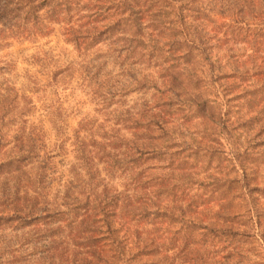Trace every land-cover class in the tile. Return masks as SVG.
<instances>
[{
    "label": "trees",
    "instance_id": "16d2710c",
    "mask_svg": "<svg viewBox=\"0 0 264 264\" xmlns=\"http://www.w3.org/2000/svg\"><path fill=\"white\" fill-rule=\"evenodd\" d=\"M54 25L63 26L105 119L75 131L74 163L60 175L43 129L30 122L33 98L16 89L13 65L0 59V264H264L259 209L224 214V228L203 227L190 204H147L138 195L148 163L211 160V147L197 148L179 121L228 128L226 113L215 110L258 93L255 115L264 120V0H0V51L10 40L45 38ZM248 32L259 34L258 64L252 55L238 64L220 48L226 37L246 42ZM50 61L42 65L49 83L74 74L73 62ZM130 95L142 103L123 107L118 99ZM115 171L133 194L106 183ZM151 216L164 229L144 237L140 225Z\"/></svg>",
    "mask_w": 264,
    "mask_h": 264
},
{
    "label": "rangeland",
    "instance_id": "374dc122",
    "mask_svg": "<svg viewBox=\"0 0 264 264\" xmlns=\"http://www.w3.org/2000/svg\"><path fill=\"white\" fill-rule=\"evenodd\" d=\"M62 27L52 26L51 34L35 42L10 40L0 51V59L13 65L12 77L16 89L33 98L36 111L30 122L43 129L48 150H53L54 155H57L52 163L58 173L66 177L67 170L74 163L71 142L74 141L75 131L84 127L86 123H91L89 125L93 123L96 127L104 122L105 116L103 118L98 111L99 107L87 95V83L80 78V69H78L80 59L73 48L64 42ZM258 35L255 32L246 33V42L242 39L243 35L236 38L226 37V42L222 41L223 46L220 48L222 51L231 50L229 53L233 56L232 60H237L238 64L246 61L247 56L251 55L256 57L255 61L258 64ZM50 60L58 61L59 65L73 62L74 74L63 84L49 83V69L42 68V65H47L46 62L51 63ZM139 99H141L140 95H130L118 101L123 103V107L125 105L134 107L142 103ZM258 111L259 93L239 96V100L231 103L228 109L218 107L215 110L214 115L218 112L226 113L228 128H216L217 122L214 123L216 126H213L210 122L209 124L203 122L201 118H195L190 122L185 119L179 121L177 124L181 125L184 134L191 135L196 140L195 146L200 150H203L205 145L211 147L213 156L208 161L200 154V162L194 166H190V162H183L180 166L175 163V166L171 167L165 163H157L158 161L148 163L153 170L142 174L143 190L138 191L142 202L147 204L162 202L168 207L179 203H185L184 206L187 207L190 204L189 210L195 213L196 219L203 227L206 225L226 227L229 224L218 221V218H223L226 213L231 215L238 209L242 211L259 209V215L263 219L264 120L262 121L259 115H255ZM55 124L61 126V135L57 134L53 126ZM89 125H86V129H89ZM205 130L206 133H215L220 137L219 145L206 143L203 138L208 136L204 134ZM118 131L119 127H113V136ZM88 133L89 131H82L81 136L86 137ZM118 134L120 135V132ZM64 140H67L65 146L59 149L61 141ZM95 163L96 168L101 169V162L95 161ZM149 176L150 180H147ZM128 180L124 173L115 171L106 183L121 192L128 189V194H133V186L129 185L131 182ZM222 185L229 188L225 193L226 197L220 196L225 190V187L221 188ZM255 189H258V192H255ZM263 224L262 221L261 226ZM141 226L144 231L143 236L149 238L160 235L162 228L158 220L152 216L142 222ZM175 228L176 226L169 227L173 231Z\"/></svg>",
    "mask_w": 264,
    "mask_h": 264
}]
</instances>
